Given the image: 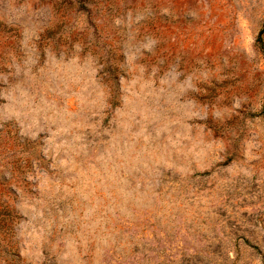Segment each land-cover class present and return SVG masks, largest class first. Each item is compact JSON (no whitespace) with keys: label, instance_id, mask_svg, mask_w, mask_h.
<instances>
[{"label":"rangeland","instance_id":"1","mask_svg":"<svg viewBox=\"0 0 264 264\" xmlns=\"http://www.w3.org/2000/svg\"><path fill=\"white\" fill-rule=\"evenodd\" d=\"M263 28L264 0H0V264H264Z\"/></svg>","mask_w":264,"mask_h":264},{"label":"trees","instance_id":"2","mask_svg":"<svg viewBox=\"0 0 264 264\" xmlns=\"http://www.w3.org/2000/svg\"><path fill=\"white\" fill-rule=\"evenodd\" d=\"M263 30H264V28L259 32V38H260L261 34L263 33ZM259 40H260V39H259ZM262 50H263V52H264V46H263V45H262ZM261 114H262L263 119H264V106H263V109H262Z\"/></svg>","mask_w":264,"mask_h":264}]
</instances>
